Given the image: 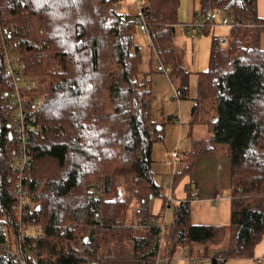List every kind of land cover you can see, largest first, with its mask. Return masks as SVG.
Returning <instances> with one entry per match:
<instances>
[{"label": "trees", "instance_id": "obj_1", "mask_svg": "<svg viewBox=\"0 0 264 264\" xmlns=\"http://www.w3.org/2000/svg\"><path fill=\"white\" fill-rule=\"evenodd\" d=\"M119 1L0 0V24L11 30L0 38V264H18L16 250L33 256L29 264H154L157 255L167 264L178 246L188 256L198 246L212 248L207 264H222L251 256L264 234V18L257 0H196L193 11L194 18L219 11L235 25L224 42L212 36L207 68L196 73L191 146L180 152L183 166L173 184L197 157L225 146L228 222H192L188 201H180L170 205L172 220L162 232L149 218L150 199L163 198L161 211L166 206L151 171L164 122L151 117L149 71L140 66L134 41L138 29L133 13L116 7ZM178 6L179 0H146L143 10L152 48L176 79V96L185 98L189 72L173 46ZM209 28L207 22L203 33ZM3 42L18 55L13 65L23 72L20 97L30 128L29 191L20 220L9 180L17 105L8 103L13 88ZM197 125L206 136L194 135ZM138 218L149 225L135 226ZM26 225L37 230L19 235Z\"/></svg>", "mask_w": 264, "mask_h": 264}, {"label": "crops", "instance_id": "obj_2", "mask_svg": "<svg viewBox=\"0 0 264 264\" xmlns=\"http://www.w3.org/2000/svg\"><path fill=\"white\" fill-rule=\"evenodd\" d=\"M256 7L257 15L261 18H264V0H257ZM191 9L192 11L190 9L189 11L193 13L194 7ZM186 17L182 20L177 11V24L183 23L182 30L190 32L191 30H193L192 32H194L195 34H199L196 31V28L191 25L192 23H194L195 20H192L193 18H190L189 15H187ZM137 32L138 33L135 34V41L141 52L138 37L139 34L142 33L139 30H137ZM209 47L210 45H208V49ZM184 48L185 50H187L185 46ZM149 49L150 51L148 52V56L145 59L142 55V69L146 72L149 71L150 88L151 94L153 95V99L151 101L150 106L151 117L154 120L158 121V119H156V109L161 106L164 122L163 140L161 142L154 143L151 149V171L153 173V178L156 174L166 175L168 171H170L171 173L170 177L163 176L161 183L155 181L162 187L163 191H165V197L170 199L169 203L165 206V209L161 211L163 198L154 197L156 198L155 205L151 207L150 203V219H154V222L156 220L159 224V216H165L163 217V220L165 219L166 222L168 216L170 215L169 219L172 220V207L170 205L178 203L180 201H188L189 218L192 222L215 224L217 222L213 221H218V223L220 224H226L229 218L230 196L229 189L225 187L224 184H220L215 178L213 181L208 179V177L193 178L190 174L191 171L187 174L182 175L181 178L177 180V182L175 181V184H173L174 174L179 172L183 166L181 160H179L180 162H178L177 157L179 156L180 152L188 150L191 146V137L189 133L190 127L188 125V120L193 105V98L196 95V73L199 71L194 72V74L193 72L188 70V67H183V63L184 65H186L184 59V55H186L184 53L185 50H181L177 53L174 48L178 63L189 72L187 77L188 96L185 98H178L176 96V85L169 77V68L167 67V73L159 69V65H161V63L159 62L157 55H154L155 51L152 48L151 40L149 43ZM152 54L154 57H152ZM192 59L193 56H191V60ZM173 151L177 152L176 156L172 155ZM169 155L174 159L171 167ZM201 157L203 156L197 157L195 159V163L193 164H196L198 158L200 159ZM164 182L169 183L166 190H164ZM187 189H189L190 193L195 192V196L190 197V194H187ZM203 248L204 247L202 246L197 247L198 251ZM177 249L178 248L176 247L172 255L169 257L167 264H187L188 255L186 254V251L183 249V247L181 251L180 249ZM203 251H205V253L202 254V256L205 257V262L207 264V259L213 255L214 249L210 248L206 250L205 248V250ZM233 260H239L240 263L238 264H264V234L262 235L261 239L255 244L253 254L251 256L231 257L228 258V263L224 262V264H232L230 262H232ZM257 260H259V262H257Z\"/></svg>", "mask_w": 264, "mask_h": 264}, {"label": "rangeland", "instance_id": "obj_3", "mask_svg": "<svg viewBox=\"0 0 264 264\" xmlns=\"http://www.w3.org/2000/svg\"><path fill=\"white\" fill-rule=\"evenodd\" d=\"M118 3H119V6H120V8H118V9H120V11H122L124 13H129L130 15H132V13H133V15H134L133 0H120ZM193 7L195 9L197 7L196 0H179L178 14H179L180 18L183 20V19H185V17L187 15H189L190 18L192 17L193 18L192 20H194L195 18L193 17V13L189 11V9L192 11L191 8H193ZM175 26H176L175 27V33L177 35L174 33V37H173L174 48H175L177 53L179 51H181V50L184 51L185 50L184 46L187 48V50L184 51V53L186 54V55H184L185 56L184 59H185L186 65H184V63L182 65H183V67H188V70L193 72V73L197 72V71L205 70L207 68L208 55H209L208 45H210L211 36H214L215 38H218L220 40L221 39H227L229 31H230V27L229 26L216 25V26H210V28L208 29V31L206 33L195 34L194 32H192L193 30H191V32L182 30L183 23H179V24H177ZM3 27H5L9 32L11 31L8 26L0 24V38H1L2 41H3V38L5 37V36L2 35V33H5V30H3ZM137 33L138 32H135V34H137ZM135 34H134V41H135ZM149 38H148V36L142 35V34H139V37H138V42L140 44V49H141V52H142L141 57L143 55L144 59L148 56V52L150 51L149 43H150L151 39H149ZM189 43H190V49H189ZM259 45H260V48H264V29H262L260 31ZM2 49H3V55H5L4 64L5 63L6 64H8V63L10 64V63H12V61L14 63H16L15 60H18L17 52L16 53L13 52V50L11 48H9L5 42L2 43ZM155 54L156 53L154 52V55ZM191 56H193L192 60H191ZM152 57H154L153 54H152ZM191 63H192V65H191ZM140 66L142 67V63H141ZM17 70L19 71V73L15 74V76L16 75H19V77L22 76L23 75L22 70L21 69H17ZM4 71H5V68H4ZM5 73H6V71H5ZM6 74L9 77L11 83L13 84V80L11 78L12 76L10 77V75L8 73H6ZM13 74H14V71H13ZM169 77L174 82V84L177 85L176 79L175 78H171V73H169ZM16 80H17V78L15 77V81ZM29 80H31V79H29ZM31 81L32 82H29V81H26V82L27 83L29 82L31 85H35V81H37V80H35V81L31 80ZM16 83L18 84L19 81H16ZM19 85L21 87L20 89H18L19 92H20L24 88H23V83L21 81H20ZM8 103L10 104L11 102L8 101ZM22 105H23V103H22ZM156 110H157L156 119H158L160 122L163 121V112H162L161 106L159 108H157ZM15 121L16 120L14 118L13 121H12V124H11L13 132H16ZM206 134H207V132H206L205 128L202 125H197V126L194 127V135L196 137H204V136H206ZM20 145L23 146L22 143ZM14 149L18 150V147L15 148V146H14ZM12 155H13V153H12ZM22 158H24V155L21 156V159ZM169 158H170V167H171L174 159L170 155H169ZM177 159H178V162H180L179 161L180 160V154L177 157ZM12 160H16V157H14ZM228 161L229 160H228V156L226 154L225 146H222V147H220V149H219L217 154L203 156L200 159L198 158V160L196 161V164H193L190 174H191V176L193 178L194 177H198V178H200V177H208V179H210L211 181H213L214 178H215V179L218 180V182L220 184L221 183L224 184V186L229 189V186H230V179H229L230 175H229V164H228ZM194 163H195V160H194ZM30 165H31V163H30ZM29 167L30 166L28 165V168ZM26 172L24 171L25 174H26ZM11 175H12L13 178L16 176V172L13 171L12 169H11ZM170 175H171V173H170V171H168L166 173V175H163V174L162 175L161 174L154 175V179H155V181L161 183L163 176L170 177ZM163 185L165 187L164 190H166V188L168 187L169 183L168 182L167 183L164 182ZM27 201L30 203V206L33 205V202H30V200H28V198H27ZM155 201H156V198L150 199L151 207L155 205ZM171 211H172V209H171ZM169 216H168V219H167L166 222H165V219L163 220V217H165L163 215L158 217V221H160V222L164 221L165 224H168L169 222H171V220L169 219ZM213 222H217L215 224H220V223H218V221H213ZM155 223H158V222L155 220ZM23 230L25 232H27V233H33L37 229L34 226L33 227L32 226H28L27 227V225H26L25 229H23ZM177 248L180 249V251L182 250L181 246H178ZM198 249L196 248V250L193 252V255H191L190 257L186 255L187 259H188L187 264H206L205 257L202 256V254L205 253V251H203V250H205V248H203V249H201L199 251H198ZM206 250H207V248H206ZM227 260L228 259H226L224 262L228 263ZM224 262L222 264H224ZM230 263L238 264L240 262H239V260H233Z\"/></svg>", "mask_w": 264, "mask_h": 264}, {"label": "built area", "instance_id": "obj_4", "mask_svg": "<svg viewBox=\"0 0 264 264\" xmlns=\"http://www.w3.org/2000/svg\"><path fill=\"white\" fill-rule=\"evenodd\" d=\"M146 5V0H133V6H134V20H135V24L137 26V29L144 35L150 37L149 34V29H148V23L144 14V6ZM117 8H120L119 3L116 4ZM194 23H192L191 25L194 26L196 28V31L199 34H202L204 31V27L206 25L207 22L210 23V26H216V25H224V26H234L235 25V21L232 17H229L227 15H224L222 12L219 11H211L208 14V17H197L194 19ZM3 30H5V33H2L3 36H7L10 34V32L3 27ZM4 32V31H3ZM6 53V52H5ZM4 59H5V55H4ZM4 68L6 73H8L10 75V77L13 80V84H12V91H11V95H10V99H11V103L15 102L17 105V109L15 111V127H16V132H14V142H15V148L18 147V150H13V158L16 157V160H10V165H11V169L13 171L16 172V176L13 178L12 175L10 174V178L9 180L12 182V188L13 191L17 197V206H16V214H17V219L20 220L21 218V211H22V203L25 202L27 194H28V183H27V177L25 176V169L28 168V165L30 166L31 163V158H32V154L28 148V134H29V130L30 128H27V123H26V118H25V112H24V106L22 105L21 102V97H20V92L18 89H20V77L18 74L19 71L14 67L13 65V61L12 63H8V64H4ZM159 69L161 71H164L165 73L168 72V68L163 66L162 64L159 65ZM14 71V74H13ZM15 77L17 78L16 81H19V83L17 84L15 81ZM26 88H30V84L27 83L25 84ZM41 100L38 99L35 101V107L38 106L40 104ZM30 118H34V116H31ZM32 131H37L38 128H32ZM23 144V146H21L20 144ZM24 155V158L21 159V156ZM173 156L177 155L176 151H173L172 153ZM195 196V192H191L190 193V197H194ZM169 199L170 198H166V205L169 203ZM139 210L137 209V212ZM149 223L154 222V219H150L149 218ZM164 221L160 222L158 225L160 226L161 232L164 229ZM137 227H145L148 226V222L146 220L137 219L136 224H134ZM24 233V230L22 227H20L19 229V235H22ZM14 259L16 260V262L18 264H29V262L33 261V256L29 253V252H25L22 250H16L12 252ZM166 259V258H165ZM167 260V259H166ZM257 262H259V260H257ZM154 264H160V259L158 257V255L156 256V261Z\"/></svg>", "mask_w": 264, "mask_h": 264}, {"label": "water", "instance_id": "obj_5", "mask_svg": "<svg viewBox=\"0 0 264 264\" xmlns=\"http://www.w3.org/2000/svg\"><path fill=\"white\" fill-rule=\"evenodd\" d=\"M225 39H221V42H224ZM9 137H11V134L9 133ZM121 192V190L119 191Z\"/></svg>", "mask_w": 264, "mask_h": 264}]
</instances>
